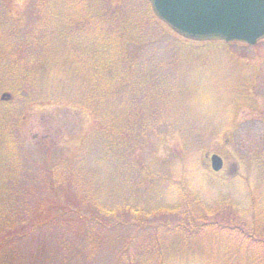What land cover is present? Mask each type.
Listing matches in <instances>:
<instances>
[{
    "label": "trees",
    "instance_id": "trees-1",
    "mask_svg": "<svg viewBox=\"0 0 264 264\" xmlns=\"http://www.w3.org/2000/svg\"><path fill=\"white\" fill-rule=\"evenodd\" d=\"M164 41L168 45L167 61L156 55L158 44ZM218 44L228 43L193 42L176 35L157 18L149 0H31L22 23L0 11V86L4 97L12 96L18 106L14 115L0 112V264H46L48 238L52 235L70 233V237L64 236L67 243L61 236L53 245H61L52 251L63 258L69 247L79 251L82 243L73 238L86 235V246L102 238L93 235L95 232L117 234L130 224L138 230L152 228L150 237L138 235L137 243L142 241L149 249L152 244L157 246L158 257L153 263L162 264L159 234L187 233L195 227L173 217L172 224L163 216L155 223L149 220L154 209L145 212L144 206L163 204L166 207L157 208L166 214L177 208L174 200H180L182 192L177 194L174 189L173 199L167 202L153 200L152 190L165 181L160 169L165 166L163 160L151 155V167L156 166L161 175L149 173L143 161L136 163L133 153L149 145V135L162 138L170 131L169 126L158 128L159 114L165 119L168 113L161 108L159 112L156 98L163 101L170 94L166 90H178L181 83L165 79L168 87L160 82L156 92L154 72L166 69L168 73L171 69V73L184 60L189 62L192 48L201 53L204 46ZM201 55L194 57L200 59ZM154 59L158 62H151ZM137 95L144 96L142 113L136 111L141 104V96ZM50 104L79 108L94 119L73 157L41 159L54 143L46 137L36 144L39 154L34 158L25 148L20 132L27 110ZM141 125L146 134L142 139ZM181 127L176 134L184 130L188 135V129ZM175 184L181 189L178 181ZM139 185L148 189L137 197L134 194ZM71 189L82 193L80 197L78 193L69 195L76 199L75 209L60 202L61 195ZM117 193L122 194L120 200L116 199ZM109 202L113 203L111 208ZM183 208L188 210L187 205ZM83 209L89 214H82ZM69 214L77 216L73 224L67 222ZM79 224L85 228L80 230ZM215 225L230 235L239 234L231 240L248 242L253 247L249 248V262L264 264V240L255 242L243 228L240 232L238 226L227 227L225 222ZM95 227L99 230L94 231ZM130 246L115 257V264L121 263L120 256L130 254ZM233 255L231 260L236 262L237 253ZM131 262H135L134 254L129 258Z\"/></svg>",
    "mask_w": 264,
    "mask_h": 264
},
{
    "label": "rangeland",
    "instance_id": "rangeland-1",
    "mask_svg": "<svg viewBox=\"0 0 264 264\" xmlns=\"http://www.w3.org/2000/svg\"><path fill=\"white\" fill-rule=\"evenodd\" d=\"M30 1L0 0V11L7 18L12 16L22 23ZM148 38H151L150 35ZM166 46L167 41L158 44V58H168ZM193 50L194 48L189 51L192 57L189 62L185 63L184 60L173 72L170 73L171 69H167L168 73L166 69L154 72L156 92L160 82L164 83V88L168 87L165 79L171 78L175 83L177 80L181 83L178 90L167 89L170 94L165 95L163 101L159 102L156 98L160 106L159 112L162 109L168 113L165 119L158 113L161 123L158 128L169 126L170 131L167 130L162 138L159 135H149V145L146 144L142 150L133 153L136 163L143 161L149 173L161 175L156 166L151 167L154 164L149 161L151 155L163 160L165 166L160 169L165 181L152 190L153 200H172L174 189L177 194H182L180 200H174L177 201V208L169 210V215L157 208L166 207L160 203L155 207L144 206L143 210L146 212L154 209L152 216H148L154 223L156 218L163 216L169 224H172L174 218L175 221L181 220L185 225L195 227V230L187 233L181 230L167 235L162 232L159 234L157 244L162 246V264H252L249 262V250L253 247L248 242L231 240L239 234L230 235L221 231L223 227L219 228L215 223L225 222L227 227L229 224L238 226L239 231L243 228L244 233L250 234L255 242L264 240V39L253 45L234 42L204 46L201 53ZM195 54H202V58L196 59ZM151 62L158 61L154 59ZM3 92L0 86V112L8 116L14 115L16 108L18 110L16 101L12 96L2 98ZM140 96L141 104L136 108L138 113H142L144 103V96L137 95L138 98ZM27 114L20 132L25 148L30 157L34 158L39 154L36 144L46 137L51 143L54 142L49 151L41 154V159L47 160L52 156L53 160H62L73 157L75 152L78 154L81 137L90 130L94 120L91 114L89 116L79 108H68L60 104L42 106L38 110L31 108L29 112L27 110ZM135 122L138 121L134 120ZM181 125L188 129V135L184 130L176 134L177 129L182 128ZM143 128L141 125V139L146 136ZM211 153H217L224 159V166L217 173L212 172L209 166L208 156ZM74 174L75 172L71 173ZM176 181L182 185L181 189L176 188L179 187L175 184ZM147 189L145 185H139L134 196H141ZM77 193L79 197L82 195L80 190H68L67 194L61 195V204L75 209L76 199H70L69 195ZM115 196L120 200L122 194L117 193ZM184 201L189 203L185 204ZM112 205L113 203H107L110 208ZM185 205L187 211H184ZM81 213L89 214L87 209H83ZM69 216L67 222L73 224L77 216ZM111 217L110 220L113 221V215ZM199 227L201 231L197 230ZM79 228L83 230L85 225L79 224ZM93 230L97 231L99 228L95 227ZM149 231H152L151 227L138 230L134 224L117 234L105 235L106 231L99 230L92 234L101 235L102 238L86 246L83 245L87 237L81 234L79 238L72 239L82 243L78 246L79 251L73 252L69 247L63 258L52 251L61 247L53 245L63 235H52L48 238L46 264H115V257L128 245H131L129 249L132 253L120 256V264H130L129 258L133 254L135 262L131 264H154L159 250L152 244L155 242L150 241L153 247L150 249L142 241L137 243L139 236L149 238ZM64 236L70 237V233ZM64 236L63 241L67 243ZM248 239L251 241V238ZM234 252L237 253L236 262L231 260L235 257ZM79 254L81 257H78Z\"/></svg>",
    "mask_w": 264,
    "mask_h": 264
},
{
    "label": "water",
    "instance_id": "water-1",
    "mask_svg": "<svg viewBox=\"0 0 264 264\" xmlns=\"http://www.w3.org/2000/svg\"><path fill=\"white\" fill-rule=\"evenodd\" d=\"M154 13L170 28L194 40L243 41L264 38V0H149ZM211 167H222L218 154Z\"/></svg>",
    "mask_w": 264,
    "mask_h": 264
}]
</instances>
